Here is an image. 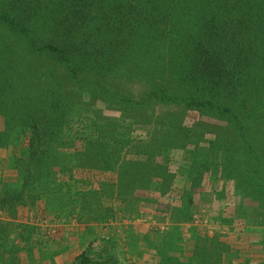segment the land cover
Segmentation results:
<instances>
[{
    "label": "rangeland",
    "instance_id": "rangeland-1",
    "mask_svg": "<svg viewBox=\"0 0 264 264\" xmlns=\"http://www.w3.org/2000/svg\"><path fill=\"white\" fill-rule=\"evenodd\" d=\"M194 6L179 4L177 16H206L203 6ZM183 26L184 33L192 28ZM0 28L10 33L1 22ZM177 29L148 53L151 71L168 78L187 56L170 51L169 37ZM6 38L16 53H29L22 43H11L20 36ZM244 48L258 50L254 55L263 61L262 40L245 41ZM31 54L39 102L61 89L88 132L95 129L93 118L100 125L112 120L120 139L127 132L137 143L153 139L154 145L111 149L107 164L86 150L79 139L83 130L70 133L71 138L61 132L26 168L17 166L29 148L26 134L16 128L9 143L0 146V264H264V64L241 83L248 93L238 86L228 95L223 105L232 112L155 104V115L180 112V125L186 127L161 147L164 123H137V112L106 103L93 92L95 80L100 82L95 93L108 80L111 89L120 87L135 97L148 89L146 79L131 78L130 73L142 70L139 55H123L114 64L116 77L105 69L79 82L42 49ZM16 85L14 98L26 100L27 90ZM5 120L0 113L2 131ZM61 138L70 143L61 145ZM148 158L143 169L141 162ZM156 164L164 172L154 178Z\"/></svg>",
    "mask_w": 264,
    "mask_h": 264
},
{
    "label": "trees",
    "instance_id": "trees-1",
    "mask_svg": "<svg viewBox=\"0 0 264 264\" xmlns=\"http://www.w3.org/2000/svg\"><path fill=\"white\" fill-rule=\"evenodd\" d=\"M181 3L203 6L206 16L202 19L200 14H190L187 18L177 16L181 14L178 7ZM171 5L177 14L169 11ZM0 22L10 32L0 28V113L6 119V130H0V146L9 143V136L16 128L21 129L26 134L24 146L29 148V155L20 157L17 166L26 168L53 146L61 132L71 138L70 133L83 130L79 139L83 140L86 150L107 164L111 149L115 151L126 145L144 149L154 145L153 139L137 143L127 132L120 139L114 133L112 120L100 125L93 118L90 127L95 129L88 132L86 122H80V116L71 111L70 100L61 89H56L54 95H45L39 102L41 87L31 68L33 51L42 49L62 62L70 77L79 82H86L87 76L105 69L116 77L119 73L113 70L114 64L123 55H139L143 61L137 64L142 70L130 73L131 78L135 75L146 79L148 89L135 97L120 87L111 89L113 82L108 80L104 88L101 86V92L95 93L100 85L95 80L92 83L97 86L93 92L106 103L137 112V123L152 119L164 123L161 130L167 135L161 147L173 143L172 137L181 135L186 127L180 125V112L165 110L155 115V104L163 109L175 104L199 111L232 112V108L223 105L227 104L228 95L238 86L242 93H248V88L243 90L241 83L252 75L253 69L264 64V59L255 57L258 50L244 48L245 41L264 43V0H0ZM183 25L192 28L184 33ZM176 27L173 37H169L170 51L173 55L179 52L187 56L181 67L171 69L168 78L151 71L153 57L148 53L163 43ZM13 35L20 36L21 42L12 40L11 43H22L29 53H16L7 44L6 37L12 39ZM18 72L21 79L17 77ZM16 82L27 90L25 102L14 98ZM147 108H152L151 112H146ZM58 141L61 145L70 143L62 138ZM149 161L150 158L141 162L143 169L149 166ZM156 167L157 175L153 172L151 177L164 172L162 164ZM255 174L258 177L257 170Z\"/></svg>",
    "mask_w": 264,
    "mask_h": 264
}]
</instances>
